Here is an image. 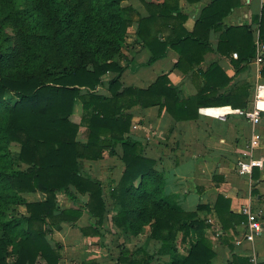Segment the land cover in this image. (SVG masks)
Here are the masks:
<instances>
[{"label": "trees", "instance_id": "trees-1", "mask_svg": "<svg viewBox=\"0 0 264 264\" xmlns=\"http://www.w3.org/2000/svg\"><path fill=\"white\" fill-rule=\"evenodd\" d=\"M131 1L0 0V264H60V248L54 249L47 238L64 222L77 224L84 212L92 219L91 227L82 229L85 236H102L107 217L118 234L148 233L149 240L160 244L157 254L169 257L167 264H215L217 254L207 238L211 225L199 214L211 209L200 205L187 212L171 201L156 162L131 137L132 110L157 106L176 121H188L198 116L200 107L246 109L249 84L216 96L233 79L217 64L200 69L212 52V33L219 34L216 51L221 57L238 54L233 61L239 71L256 58L252 27L225 24L244 0H212L191 32L185 29L189 17L182 0H138L147 17L126 4ZM202 1L186 0L189 5ZM254 21L264 46V6ZM135 24L138 39L151 52L149 64L173 50L179 55L176 69L205 78L203 91L182 98L167 74L146 89L124 86V50ZM106 75L111 78L105 84ZM104 85L107 93L102 92ZM78 104L81 123L73 120ZM82 127L85 142L79 138ZM13 143L20 145L17 153L10 149ZM118 146L125 168L106 195L102 182L82 174L81 162L100 161L104 152L113 155ZM38 192L47 200L28 202L24 197ZM60 194L74 207L62 209ZM80 195H89L84 206L78 203ZM20 206L26 207L27 216L19 213ZM215 210L223 238L244 222L223 197ZM179 238L185 255L179 253ZM146 250L123 249L119 264H150L154 256ZM228 264L251 262L233 255Z\"/></svg>", "mask_w": 264, "mask_h": 264}, {"label": "crops", "instance_id": "crops-1", "mask_svg": "<svg viewBox=\"0 0 264 264\" xmlns=\"http://www.w3.org/2000/svg\"><path fill=\"white\" fill-rule=\"evenodd\" d=\"M211 1L203 0L201 3L189 5L186 0H182L181 4L189 17L185 25L186 30L191 32L194 29L201 10ZM126 4L136 9L142 17L148 16L147 10L138 0ZM263 6L264 0H244V5L234 9L225 19V24L252 27L254 42L257 44L260 42V31L259 23L254 21V18L261 16ZM137 29V24L129 29L128 47L124 50V64H127L121 78L124 86L146 89L160 76L167 74L182 98L196 97L203 91L206 81L202 75L190 70L184 73L175 68L179 61V55L175 51L169 50L164 58L149 64L151 52L138 39ZM218 39L219 34L212 33V52L205 56L200 69L207 71L213 64H217L233 79L232 84L219 90L216 96L228 94L236 85L249 84L250 97L246 109H235L230 105L200 107L198 116L193 120L176 121L165 109L161 110L157 106L147 109L135 107L132 110L131 137L142 143L145 157L156 162L155 169L163 175L168 195L173 197L171 201L176 206L187 212L197 211L200 205L211 209V213L203 210L199 214L211 225L207 230V238L212 242L217 254L215 264H228L233 255L250 258L252 250L255 251L259 264H264V166L255 168L250 176L240 175L238 172L240 160L253 158L262 160L264 164V113L260 124L253 125L238 111L253 109L255 88L258 84L264 85V78L256 58L243 71H239L234 65L235 59L221 57L216 51ZM110 78L111 75H106L103 83L106 84ZM102 92L107 93L105 85L102 86ZM259 106L264 109V103ZM83 130L86 128L82 127L80 131ZM256 134L261 136L260 145L252 150L250 143ZM80 140L87 141L85 138ZM121 154V146L116 148L113 155L106 151L102 160L86 161L81 172L102 182L108 195L111 186L120 182L124 172ZM24 197L28 202L47 200V196L41 192L25 194ZM220 197L229 201L230 210L234 214L244 218V222H241L235 231L231 230L229 235L224 237L229 239L227 241L223 238L215 210ZM88 201L89 195L78 196L80 205L84 206ZM58 203L62 209L74 207L72 201L64 194L58 196ZM246 207H250L253 212H260L263 222V232L257 237L253 247L248 243L236 245L238 240L243 239L246 231L247 217L242 212ZM19 209L25 210L20 211L23 216L28 215L25 206H20ZM91 224L92 219L84 212L77 224L64 222L60 230H54L48 236L50 245L54 249L60 248V264H119L123 249L134 251L140 247L147 249V253L154 256L150 264L169 262L168 256L157 254L160 244L149 240L148 233L139 237L118 234L106 217L102 236H85L82 229L90 228ZM141 239L143 243L140 242ZM178 245L179 253L185 255L180 243ZM37 264L45 263L41 261Z\"/></svg>", "mask_w": 264, "mask_h": 264}, {"label": "built area", "instance_id": "built-area-1", "mask_svg": "<svg viewBox=\"0 0 264 264\" xmlns=\"http://www.w3.org/2000/svg\"><path fill=\"white\" fill-rule=\"evenodd\" d=\"M256 62L262 66L264 64V46L258 42L256 44ZM239 58L237 53L233 54V59L237 60ZM261 72V71H260ZM254 107L251 110H238L239 113L248 119L253 125H259L262 120V114L264 109L259 105L264 103V85H257L255 88V98H254ZM261 136L254 135L251 140L250 147L251 149L258 148L260 145ZM264 166L262 160H257L253 158H248L245 160H240L238 163V172L240 175L250 176L255 168H262ZM243 215L247 217L246 231L242 240H238L236 245L242 246L243 243H248L254 245L257 237H259L263 232V222L261 220L260 212H253L250 207L243 208ZM250 262L251 264H259L257 255L255 251L250 252Z\"/></svg>", "mask_w": 264, "mask_h": 264}, {"label": "rangeland", "instance_id": "rangeland-1", "mask_svg": "<svg viewBox=\"0 0 264 264\" xmlns=\"http://www.w3.org/2000/svg\"><path fill=\"white\" fill-rule=\"evenodd\" d=\"M6 32L7 33H9V34H12L13 32H12V30L10 29V28H8V29H6ZM130 38V33L128 32V39ZM82 114H83V112H82V109H81V105L80 104H78L77 106H76V112H75V115H74V117H73V120L75 121V122H77V123H81V116H82ZM86 137H87V132H86V130H83V131H80V135H79V138L80 139H86ZM10 149H11V151H12V153H17L19 150H20V145L19 144H17V143H13L12 145H11V147H10ZM85 160L84 161H82L81 162V164H82V166H81V168H83V166L85 165ZM90 162H98V161H90ZM101 164V163H100ZM101 167V169H102V165L100 166ZM94 170L92 169V172H93ZM102 173V172H101ZM101 177H102V175H101ZM173 202V201H172ZM18 208V207H17ZM20 211H25L24 209H19V213H20ZM141 243H143V240L141 239V241H140ZM139 242V243H140ZM138 243V244H139ZM179 243H180V245H181V239L179 238ZM180 247H182V245L180 246ZM183 248V247H182ZM143 255H144V253H142ZM145 257H146V255H145ZM144 256L142 257V258H145Z\"/></svg>", "mask_w": 264, "mask_h": 264}]
</instances>
